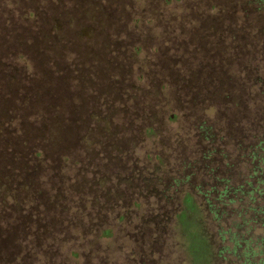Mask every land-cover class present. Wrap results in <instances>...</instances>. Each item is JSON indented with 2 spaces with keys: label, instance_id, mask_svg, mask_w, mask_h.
I'll list each match as a JSON object with an SVG mask.
<instances>
[{
  "label": "rangeland",
  "instance_id": "obj_1",
  "mask_svg": "<svg viewBox=\"0 0 264 264\" xmlns=\"http://www.w3.org/2000/svg\"><path fill=\"white\" fill-rule=\"evenodd\" d=\"M263 140L264 0H0V264H261Z\"/></svg>",
  "mask_w": 264,
  "mask_h": 264
},
{
  "label": "trees",
  "instance_id": "obj_2",
  "mask_svg": "<svg viewBox=\"0 0 264 264\" xmlns=\"http://www.w3.org/2000/svg\"><path fill=\"white\" fill-rule=\"evenodd\" d=\"M240 142H241V139H240ZM263 145H264V140L261 142V147ZM262 152H263L262 155L259 156L258 159H260V162L263 164V167H262L263 170L261 171L262 177H263L264 176V147H263ZM257 157H258L257 153L252 154L251 158H252L253 163L257 160ZM256 179H257L256 175H254L253 180L256 181ZM244 183H243V186L239 190H236V193H237L236 195L244 194L245 195V198H244L245 201L250 196V198L248 199V204L252 206V205L256 204V202H258V199L257 200H256V198L254 199L252 197V195L255 196L256 193L258 194V192H257L258 190L264 189V180H261L260 183L257 182L258 185H256L255 187H254V182L248 183V181H247ZM245 185H247L248 187H246ZM231 191H232L231 185H229V187L224 188L222 193H220V190H219V192H215V193L219 197H224L226 195H230ZM263 193L264 192H260V195L263 196L262 198H264ZM197 206L198 205L196 204L194 197L191 194H187L184 198V208H183L182 212L177 216V220L179 222V228H180V231L183 234V237L185 239L186 249H187V253L189 255L191 264H214L215 258L213 255V247L211 245L210 238L205 237L203 234V229L201 226L202 224L200 222V216L198 213L199 210H198ZM255 209H253L252 213L256 216L260 210L258 211L257 208H255ZM246 223H247V221H246ZM241 227L242 226H240L238 229H240V230L243 229ZM6 238L7 237L4 236L0 239L1 245H2V240L4 239L3 241H6ZM9 239H13V241L10 243H12V245H14L15 254H18L19 256H21L19 254V251L21 253H23L25 251L24 252L25 254L22 257H23V259L28 258L27 252H29L30 247H31L29 242L27 240H25V242L27 244H23L14 235H10ZM232 239L234 241H236L237 248L235 250H237V253H238V250L242 248V246H244V245L246 246L245 247L246 248L245 250L247 251L246 256H247V258H249L250 254H252L251 252L250 253L248 252V250L250 251V249H252L249 242H246V241L244 242V241L240 240L237 235H234L232 237ZM263 241H264V239H263ZM16 242H18V243H16ZM242 243H243V245H242ZM237 253H235V251H234L233 256H236ZM262 253L264 254V251H262ZM222 257H224V256L222 255ZM261 264H264V260L261 261Z\"/></svg>",
  "mask_w": 264,
  "mask_h": 264
},
{
  "label": "flooded vegetation",
  "instance_id": "obj_3",
  "mask_svg": "<svg viewBox=\"0 0 264 264\" xmlns=\"http://www.w3.org/2000/svg\"><path fill=\"white\" fill-rule=\"evenodd\" d=\"M172 118H174V116H172ZM82 149V148H81ZM81 151V150H80ZM137 169H139L138 168V166H136V165H130V167H129V165H128V167H125V165H124V170H128V173H130L129 174V176H131L132 178L133 177H135L136 179H140V178H142V176H143V173L140 171V172H137L136 170ZM144 172V171H143ZM130 178V177H129ZM131 185V184H130ZM132 186V185H131ZM133 188V187H132ZM223 188V189H222ZM224 188L225 187H221L220 188V193H222V191L224 190ZM222 190V191H221Z\"/></svg>",
  "mask_w": 264,
  "mask_h": 264
}]
</instances>
